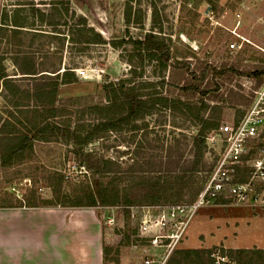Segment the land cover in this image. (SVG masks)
Masks as SVG:
<instances>
[{
  "label": "rangeland",
  "instance_id": "374dc122",
  "mask_svg": "<svg viewBox=\"0 0 264 264\" xmlns=\"http://www.w3.org/2000/svg\"><path fill=\"white\" fill-rule=\"evenodd\" d=\"M70 5L78 15L87 18L107 43L85 45L64 41L62 65L75 66L77 81L61 85L58 97H82L67 102V110H77L72 104L84 107L104 102L102 85L121 79L133 81L139 93L193 101L204 105V110L196 118L183 110L156 106L145 119L106 131L85 145L74 144L63 136L57 140H34L32 150L23 160L0 166V214L22 206L25 212L52 214V218L53 214L80 215L79 226L73 229L72 223L60 222L59 216L57 221L52 219V226L67 227L63 232L60 229L56 242L49 244L42 238V245L53 247L57 243L59 248L71 249L84 247L82 243L85 248L92 247L93 220L98 218L103 264H139L144 255L160 256L163 249L147 246L137 233V220L129 217V209L103 205L96 190L107 188L111 195L126 194L134 201L131 205L150 204L143 198L151 178L162 176L165 179L167 169L179 173L192 160V137L199 127L207 121L219 124L242 115L253 89L264 78L263 73L254 74L264 69V0H70ZM127 5L132 9V20L128 24L124 18ZM154 10L158 14L156 18ZM138 15L140 19L136 22ZM43 28L50 30L48 26ZM152 30L161 31L169 47L166 68L156 59L147 58L146 52L133 43ZM32 36L26 33L22 36L25 44ZM7 39L14 41L9 31ZM233 41L240 47L230 48L229 43ZM42 42V52H51L59 46L57 41L50 43L45 37H37L32 49ZM0 46L6 51L15 49L5 39ZM38 55L37 61H40ZM58 56L48 58V65L58 63ZM6 57L2 67L7 74L14 75L16 68L9 54ZM130 67L135 72H130ZM14 79L22 87L28 84L26 79ZM143 81L152 85L141 87ZM5 94L0 82V124L11 108ZM89 118L86 112L83 119ZM53 120L60 125L65 123L62 117ZM207 149L205 144L202 165L191 180L182 182L174 178L168 184L159 182L165 187L160 203L194 200L210 171ZM104 159L115 160L114 172H98L105 169ZM145 161H152L151 165L146 167ZM138 165H143L144 169ZM130 166H134L133 171L129 170ZM92 193L97 204L88 206ZM108 215L115 219L111 227L104 222ZM88 225L89 230L83 229ZM194 248L209 250L210 259L214 257L220 262L222 254L232 255L231 258L224 256V264H264V250L260 255L255 252L264 249V199L256 205L199 206L168 259L181 257L175 251ZM242 249L247 252H241ZM184 264L213 263L206 257L198 260L192 256Z\"/></svg>",
  "mask_w": 264,
  "mask_h": 264
},
{
  "label": "trees",
  "instance_id": "16d2710c",
  "mask_svg": "<svg viewBox=\"0 0 264 264\" xmlns=\"http://www.w3.org/2000/svg\"><path fill=\"white\" fill-rule=\"evenodd\" d=\"M7 1L3 0L0 8V45L5 38L6 42L13 45L15 49L6 51L0 46V82L6 93V101L11 107L7 111L9 115L0 124V166H9L23 160L25 154L32 150L36 139L49 141L52 138L57 140L59 136H63L74 144L85 145L100 138L106 131L117 130L136 120L145 119L153 113L156 106L160 105L167 106L173 111L189 112L196 118L201 116L204 105L199 106L193 101H184L164 95L139 93L130 79L109 81L103 84L106 99L102 103L87 104L84 107L72 104L77 110L74 112L67 110V102H75L82 97L65 99L58 97L61 85L77 81L75 66L62 65L64 41L67 39L71 43L86 45L104 44L107 43L106 39L89 24L85 16L78 15L72 9L70 0H14V3H7ZM157 15V11L154 10V18ZM135 17L138 22L140 16ZM124 18L126 24L132 20V9L129 5L125 8ZM44 26H48L50 30L44 29ZM8 31L14 38L12 42L7 39ZM159 32L153 30L146 32L142 39H136L133 43L146 52L147 58L156 59L162 68H166L170 59V51ZM25 33L33 35L28 44H25L22 37ZM37 37H45L50 43L57 41L59 46L51 52L48 50L42 52L44 45L42 42L33 50L32 46ZM37 53L41 58L40 61H37ZM7 54H10L9 57L20 74L19 78L28 81L25 87L18 84L14 77H10L4 71L2 63ZM56 54H59L58 63L48 65V58L55 57ZM132 68L130 67V72H135ZM260 73L264 74V69L254 72L255 75ZM146 85H152V82L143 81L140 84L141 87ZM79 112L82 113L78 115ZM86 112L90 116L89 120L83 119ZM57 117L64 118L65 123L60 125L55 122L53 119ZM86 121H88L87 124H85ZM216 125V123L207 121L197 129L192 137V160H189L179 173L174 169H167L169 172L164 176L165 179L162 176L151 178L152 182L144 190V200L150 204L163 201L161 194L165 191V187L160 186V181L168 184L174 178L182 182L191 180L195 171L202 165L206 130ZM168 159L171 160L170 157ZM151 162L145 161L146 167L150 166ZM103 164L105 169L99 170V173L114 172L117 166L115 160L111 159H104ZM143 165H138V167L143 170ZM129 170L133 171L134 166H130ZM96 191L103 205L129 206L134 202L126 194L121 196L118 193L109 194L107 188H100ZM96 199L94 193L90 194L87 205L95 206ZM263 250L259 249L255 252L260 255ZM175 252L180 253L181 257L171 256L166 264H184L192 256L197 257L198 260L206 257L208 262L216 264L215 259H210L211 252L207 249L194 248ZM241 252H247V250L242 249ZM221 256L232 257L227 254Z\"/></svg>",
  "mask_w": 264,
  "mask_h": 264
},
{
  "label": "built area",
  "instance_id": "2783aa9c",
  "mask_svg": "<svg viewBox=\"0 0 264 264\" xmlns=\"http://www.w3.org/2000/svg\"><path fill=\"white\" fill-rule=\"evenodd\" d=\"M230 48H239L236 41ZM242 115L221 121L205 136L211 158L210 171L194 200L182 203H156L123 207L137 220V233L150 247L162 248L163 254L144 255L139 264H165L181 242L186 225L201 205H256L264 197V78L252 91ZM103 208V207H102ZM114 225L112 215L104 218ZM213 256V254H212ZM222 262L215 260L216 264ZM214 258V257H213ZM215 259V258H214Z\"/></svg>",
  "mask_w": 264,
  "mask_h": 264
},
{
  "label": "crops",
  "instance_id": "0c3cea01",
  "mask_svg": "<svg viewBox=\"0 0 264 264\" xmlns=\"http://www.w3.org/2000/svg\"><path fill=\"white\" fill-rule=\"evenodd\" d=\"M10 61L12 62L11 58ZM8 75L20 77L17 70L14 75ZM21 207L0 214V264H103L102 231L98 218L93 220L95 227L91 248L88 246L85 248L84 243H82L84 247L59 248L57 243L53 247L42 245L43 239L49 244L53 240L56 242L60 229L63 232L67 227L66 225L58 227L54 224L52 226V219L57 221L59 216L60 222L72 223L70 226L73 229L79 226L80 215L53 214L52 218V214L43 215L32 210L25 212ZM86 218L91 219L87 216ZM83 229L89 230V225Z\"/></svg>",
  "mask_w": 264,
  "mask_h": 264
}]
</instances>
